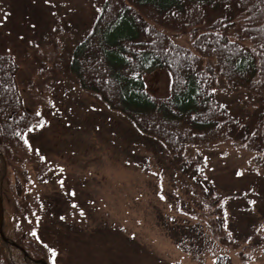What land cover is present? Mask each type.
Instances as JSON below:
<instances>
[{
	"label": "rangeland",
	"instance_id": "1",
	"mask_svg": "<svg viewBox=\"0 0 264 264\" xmlns=\"http://www.w3.org/2000/svg\"><path fill=\"white\" fill-rule=\"evenodd\" d=\"M99 2L0 0V56H17L21 94L39 113L26 128L27 143L11 141V168L3 179L6 218L46 259L47 246L54 249L53 264H214L221 251L233 264H264V169L253 153L232 140L188 149L203 180L223 197L226 225L245 244L233 248L222 244L196 180L179 173L160 143L131 134L121 114L69 73L70 52L90 29ZM170 35L190 45L187 35ZM169 81L163 71L146 78L157 96L169 93ZM213 89L230 114L251 125L264 107L258 96L220 76ZM33 119L26 121L32 126ZM170 217L202 222V238L195 239L196 231L194 240L177 245Z\"/></svg>",
	"mask_w": 264,
	"mask_h": 264
},
{
	"label": "trees",
	"instance_id": "2",
	"mask_svg": "<svg viewBox=\"0 0 264 264\" xmlns=\"http://www.w3.org/2000/svg\"><path fill=\"white\" fill-rule=\"evenodd\" d=\"M218 10L225 13L213 17ZM156 24L169 33L155 30ZM170 32L187 35L190 45L175 41ZM67 67L81 89L95 94L132 125L131 134L160 143L179 173L196 180L215 215L222 244L245 245L226 225L224 199L203 180L204 170L188 149L198 142L232 140L253 153L264 169V107L251 125L230 114L213 89L220 76L264 104V0H100L90 29L71 50ZM156 71L169 76L167 95H154L147 86V76ZM18 77L17 56H0V193L4 198L11 141L19 140L16 145L24 146L26 128L32 129L39 116L26 106ZM31 116L32 126L26 121ZM231 133L238 135L235 141ZM168 223L174 224L170 232L180 246L194 240L196 231L197 240L204 233L199 221L170 217ZM3 231L0 264H43L37 257L53 264L54 252L48 246L46 259L32 240L29 246L36 252L29 257L9 244L24 246L18 235L28 234L18 224L12 225L6 214ZM221 252L214 264H233Z\"/></svg>",
	"mask_w": 264,
	"mask_h": 264
},
{
	"label": "bare ground",
	"instance_id": "3",
	"mask_svg": "<svg viewBox=\"0 0 264 264\" xmlns=\"http://www.w3.org/2000/svg\"><path fill=\"white\" fill-rule=\"evenodd\" d=\"M154 28H155V30H157V31H159V32H163V31H165L166 33H169V30L167 29V28H164L163 26H161V25H159V24H156V25H154ZM164 73H167V72H165L164 71ZM4 217H5V212H4V215H3ZM235 237V236H234ZM18 238L19 239H23V243H24V246L23 245H18V244H16V243H14V242H9V244L10 245H13V246H16L17 248H19L20 250H18L17 252L18 253H20L21 254V252L23 253V254H25L26 256H30V254L29 253H32V252H36V249H35V247H33V249H31V248H28L27 247V244H28V242L29 241H31V239L28 237V236H26V235H24V234H22V236L21 235H18ZM241 240V239H240ZM7 245H8V243H7ZM32 251V252H31ZM38 252V251H37ZM36 256H39V253L36 255ZM35 256V257H36ZM34 259H36V261L37 262H39L40 261V257H37V258H34Z\"/></svg>",
	"mask_w": 264,
	"mask_h": 264
},
{
	"label": "water",
	"instance_id": "4",
	"mask_svg": "<svg viewBox=\"0 0 264 264\" xmlns=\"http://www.w3.org/2000/svg\"><path fill=\"white\" fill-rule=\"evenodd\" d=\"M4 212H3V200L0 196V234L3 235V232H2V225H3V218H4Z\"/></svg>",
	"mask_w": 264,
	"mask_h": 264
},
{
	"label": "snow or ice",
	"instance_id": "5",
	"mask_svg": "<svg viewBox=\"0 0 264 264\" xmlns=\"http://www.w3.org/2000/svg\"><path fill=\"white\" fill-rule=\"evenodd\" d=\"M25 143H27V140L25 141ZM43 159V157H41ZM35 231V230H34ZM52 251H55L54 249Z\"/></svg>",
	"mask_w": 264,
	"mask_h": 264
}]
</instances>
